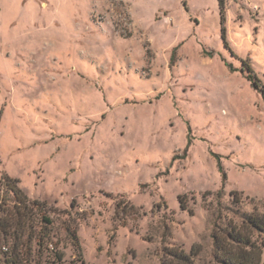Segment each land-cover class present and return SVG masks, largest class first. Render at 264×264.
<instances>
[{"label": "rangeland", "instance_id": "1", "mask_svg": "<svg viewBox=\"0 0 264 264\" xmlns=\"http://www.w3.org/2000/svg\"><path fill=\"white\" fill-rule=\"evenodd\" d=\"M224 1L0 0V180L52 207L62 264H216L217 216L264 213V0Z\"/></svg>", "mask_w": 264, "mask_h": 264}, {"label": "trees", "instance_id": "2", "mask_svg": "<svg viewBox=\"0 0 264 264\" xmlns=\"http://www.w3.org/2000/svg\"><path fill=\"white\" fill-rule=\"evenodd\" d=\"M221 4L222 22H225V1ZM223 38L227 43L226 30ZM242 71H247V78L264 99V83L256 74L249 60H243ZM207 194H212L211 192ZM220 200L224 191L217 192ZM234 201H240L239 193H232ZM182 209L186 210L185 197H180ZM76 201H74V206ZM52 207L46 202L32 200L19 187V181L4 174L0 180V264H62L64 253L58 249L59 240L53 242V219L49 215ZM134 210L129 200L123 199L117 205V216ZM68 213L69 211H64ZM242 223L230 221L225 229H221L217 216L212 239L215 244L214 258L216 264H263L264 254V213L254 207L252 213L240 212ZM71 217V215H70ZM73 246L80 248L78 232L70 224L66 228ZM114 239L115 236L113 235ZM57 247L51 257L43 260L48 245ZM198 245L191 252L180 247H164L161 264H195L194 256Z\"/></svg>", "mask_w": 264, "mask_h": 264}]
</instances>
